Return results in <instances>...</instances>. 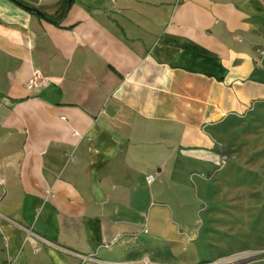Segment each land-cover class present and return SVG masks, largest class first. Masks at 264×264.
<instances>
[{"label":"crops","instance_id":"0c3cea01","mask_svg":"<svg viewBox=\"0 0 264 264\" xmlns=\"http://www.w3.org/2000/svg\"><path fill=\"white\" fill-rule=\"evenodd\" d=\"M17 1L0 0V264H190L211 129L264 103V0H74L59 24L25 6L61 0Z\"/></svg>","mask_w":264,"mask_h":264},{"label":"rangeland","instance_id":"374dc122","mask_svg":"<svg viewBox=\"0 0 264 264\" xmlns=\"http://www.w3.org/2000/svg\"><path fill=\"white\" fill-rule=\"evenodd\" d=\"M211 132L224 163L215 174L208 164L194 169L205 177L192 183L197 256L190 264H264V103Z\"/></svg>","mask_w":264,"mask_h":264},{"label":"trees","instance_id":"16d2710c","mask_svg":"<svg viewBox=\"0 0 264 264\" xmlns=\"http://www.w3.org/2000/svg\"><path fill=\"white\" fill-rule=\"evenodd\" d=\"M73 1L74 0H61L60 8H59V11H58L59 14L55 18L50 16V15H46L44 13H40V15H38V16H40L41 18H44V19H46V20H48V21H50V22H52L54 24H59V19L63 15H65L66 12H68L67 10L69 9V7L71 6ZM31 12L35 13V10H33V8H32Z\"/></svg>","mask_w":264,"mask_h":264},{"label":"built area","instance_id":"2783aa9c","mask_svg":"<svg viewBox=\"0 0 264 264\" xmlns=\"http://www.w3.org/2000/svg\"><path fill=\"white\" fill-rule=\"evenodd\" d=\"M259 54H260V55H261V54L264 55V50L261 49V51H259ZM37 79H38V77H37V75L35 74V75L33 76V78H32L30 81L27 82L26 87H27V88H31V87L36 86V85L38 84V80H37ZM222 163H224L223 160L220 161L219 165H221ZM146 179H147L148 182H151L152 179H153V176H152V175H148V176L146 177ZM1 181H2V180H1ZM35 249L37 250L38 248H35ZM110 264H115V263H110ZM117 264H125V263H117ZM136 264H153V263L149 262L148 260H142L141 262L136 263Z\"/></svg>","mask_w":264,"mask_h":264},{"label":"water","instance_id":"95a60500","mask_svg":"<svg viewBox=\"0 0 264 264\" xmlns=\"http://www.w3.org/2000/svg\"><path fill=\"white\" fill-rule=\"evenodd\" d=\"M13 1H15L17 4H19V5H22L19 1H17V0H13ZM25 8H27V9H31L32 10V8H30V7H27V6H25ZM33 10H35V12L37 13V14H40V12L38 11V10H36V9H33ZM220 118V116H216L214 119L215 120H217V119H219Z\"/></svg>","mask_w":264,"mask_h":264}]
</instances>
